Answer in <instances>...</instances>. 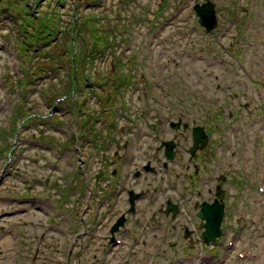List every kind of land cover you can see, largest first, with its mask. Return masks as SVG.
<instances>
[{
  "label": "rangeland",
  "instance_id": "obj_1",
  "mask_svg": "<svg viewBox=\"0 0 264 264\" xmlns=\"http://www.w3.org/2000/svg\"><path fill=\"white\" fill-rule=\"evenodd\" d=\"M22 1L38 19L0 9V236L7 238L5 249L18 256L28 251V259L37 246L35 236L63 232L57 228L61 221L64 230H74L69 248L90 220L102 224L126 214L128 192L148 187L150 177L134 173L161 155V140L172 138L169 126L157 127L164 119L160 108L175 121L189 103L195 114L204 102L237 107L234 114L241 115L232 127L237 124V134L248 135L252 144L260 136L253 152L264 160L259 107L264 0H211L220 21L217 34L198 25L194 6L204 0ZM46 16L49 29L41 27ZM28 22L33 28L23 26ZM25 39L34 46L31 52ZM97 47L101 53L96 54ZM235 55L243 56L234 60ZM71 58L77 61L73 70ZM73 74L81 84L71 94ZM86 76L105 86L90 87ZM119 78L123 82L113 80ZM219 85L229 89L220 92ZM74 200L88 205L78 211L80 227L68 216ZM259 212L264 210L255 209ZM251 229L253 247L243 250L239 244L248 258L237 264H264V237ZM54 250L52 243L38 257L51 264L60 257L57 264H66L68 252ZM4 254L5 262L24 263Z\"/></svg>",
  "mask_w": 264,
  "mask_h": 264
},
{
  "label": "flooded vegetation",
  "instance_id": "obj_2",
  "mask_svg": "<svg viewBox=\"0 0 264 264\" xmlns=\"http://www.w3.org/2000/svg\"><path fill=\"white\" fill-rule=\"evenodd\" d=\"M191 131H184L171 138L175 142L173 148L176 152L172 161L164 158V152L161 157L148 161L150 164L153 162L151 166L157 168V173L154 179L147 182L146 196L138 200L134 213L128 214L129 207L126 209L124 227L127 230L118 237H113L119 238L120 243L113 244L108 232L97 233L93 229H107L114 222H88L84 227L86 232L76 233L78 235L72 239L73 244L69 248L66 242L70 236L59 232L55 239L56 250L74 253L80 263L85 255L88 259L91 253L96 258L113 254L128 264H219L223 254L231 259L233 252L227 241L223 236L210 239V234H206L210 223L200 214L202 209H206L204 214L211 215L213 201L228 185L229 180L232 178L233 185L235 178L241 179L244 183L242 198L233 197L231 184L226 189L221 230L224 236L229 233L233 220H237L239 214L243 217L244 213L254 207L252 196L255 182L252 175L248 176L254 168V158L222 160L218 157L213 142L210 147L192 155ZM157 148L159 150L164 146L158 145ZM246 156H249L248 152ZM216 161L219 164L217 166ZM205 162L206 168L212 172L202 177L199 165ZM212 168L216 169L213 171ZM141 171L137 170L139 173ZM143 172L145 173L144 170ZM149 179L148 177L146 180ZM80 226L81 223H78V227ZM88 226L90 231L86 230ZM73 233L71 228L68 234ZM61 235L65 237L64 240L60 239ZM207 237L209 241L212 240L209 244Z\"/></svg>",
  "mask_w": 264,
  "mask_h": 264
},
{
  "label": "trees",
  "instance_id": "obj_3",
  "mask_svg": "<svg viewBox=\"0 0 264 264\" xmlns=\"http://www.w3.org/2000/svg\"><path fill=\"white\" fill-rule=\"evenodd\" d=\"M40 1L41 0H37V4H40ZM27 2L28 1L26 0V3ZM1 8H2V10L8 9V11H10V12L11 11H15L18 14L17 16H20V15L24 16L25 15L26 17L29 18L30 21H34V20L38 19V16L33 15V13L35 14L36 11L35 12L34 11H31L32 7H30L28 5L27 6H24L23 5V1L21 2V0H0V9ZM33 16H35L34 19H31V17H33ZM50 19H51L50 17H47L46 16L45 17V21H42L43 24H42L41 27H47V29H49L48 26H47V24L50 22ZM60 20L61 19L59 18V21ZM34 25L35 24L33 22L23 23V26H25L26 28H33ZM61 31H62V34H63L62 36L64 37L65 36L64 35L65 29H61ZM25 41H26V39H25ZM45 42H46V39H45ZM49 44H50V42H49ZM24 45L26 46V48L28 49V51H29L30 48L33 47L32 43H24ZM92 56H90L88 58H92ZM59 57L60 56L58 55L57 58H59ZM47 58H49V57L47 56ZM55 58H56V56L53 57V59H55ZM57 58L55 59V61H57ZM84 60H87V59H83L82 61H84ZM88 62L92 63L91 61H88ZM69 66H70V68L72 70L75 68V66L77 68V61H76L75 58H71ZM73 76H74V78H73ZM70 77H71V83L69 85L71 86V89H72L71 91L72 92H70V93L72 94V93H75L74 91L76 89H78V87H80L81 81L79 80L78 74H76V76L73 74ZM86 77H89V76H86ZM120 79L121 78H119L118 80H120ZM83 106H85V105H83Z\"/></svg>",
  "mask_w": 264,
  "mask_h": 264
},
{
  "label": "water",
  "instance_id": "obj_4",
  "mask_svg": "<svg viewBox=\"0 0 264 264\" xmlns=\"http://www.w3.org/2000/svg\"><path fill=\"white\" fill-rule=\"evenodd\" d=\"M197 15L201 16L200 23L207 29L212 30L216 26L217 18L214 11V6L211 3L199 4L195 7ZM212 20V24L209 25L207 20ZM220 198V197H219ZM223 206L218 201L215 203L212 208V213L207 217L210 225L208 228L207 235L210 234V239H215V236L220 233V223L223 217ZM206 209L201 213L204 216ZM209 240V237H207Z\"/></svg>",
  "mask_w": 264,
  "mask_h": 264
}]
</instances>
